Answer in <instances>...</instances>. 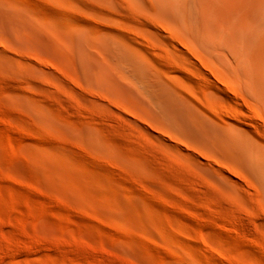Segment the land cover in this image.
I'll list each match as a JSON object with an SVG mask.
<instances>
[{
	"label": "rangeland",
	"instance_id": "374dc122",
	"mask_svg": "<svg viewBox=\"0 0 264 264\" xmlns=\"http://www.w3.org/2000/svg\"><path fill=\"white\" fill-rule=\"evenodd\" d=\"M255 153L264 0H0V264H264Z\"/></svg>",
	"mask_w": 264,
	"mask_h": 264
},
{
	"label": "bare ground",
	"instance_id": "6f19581e",
	"mask_svg": "<svg viewBox=\"0 0 264 264\" xmlns=\"http://www.w3.org/2000/svg\"><path fill=\"white\" fill-rule=\"evenodd\" d=\"M190 3V2H189ZM254 151V150H251ZM264 156V154H262ZM261 155V156H262ZM256 156V153H255ZM260 159V160H259ZM253 162L258 165V166H263L262 164L264 163V160H262L261 158H259L258 156L254 157Z\"/></svg>",
	"mask_w": 264,
	"mask_h": 264
}]
</instances>
